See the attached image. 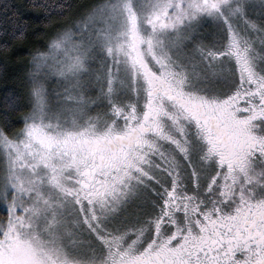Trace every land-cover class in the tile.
Instances as JSON below:
<instances>
[{"label": "rangeland", "instance_id": "rangeland-1", "mask_svg": "<svg viewBox=\"0 0 264 264\" xmlns=\"http://www.w3.org/2000/svg\"><path fill=\"white\" fill-rule=\"evenodd\" d=\"M38 66L24 128L0 136V192H12L0 195V264L213 255L206 226L179 227L181 212L198 210L196 190L180 180L181 111L159 110L151 91L165 81L173 96L221 112L216 97L261 94L264 0H109L57 37ZM146 125L154 132L144 147L104 153L105 139H130ZM209 185L202 190L221 198L260 186Z\"/></svg>", "mask_w": 264, "mask_h": 264}, {"label": "flooded vegetation", "instance_id": "flooded-vegetation-1", "mask_svg": "<svg viewBox=\"0 0 264 264\" xmlns=\"http://www.w3.org/2000/svg\"><path fill=\"white\" fill-rule=\"evenodd\" d=\"M151 95L159 110L164 106H177L181 111L180 121L187 148L180 163V180L183 190H196L195 194L189 195L197 201L198 210L190 215L181 212L179 227L198 233L201 225L206 226L215 245L213 255L197 253L176 264H264V196L249 192L228 193L226 198H221L215 191L205 193L202 190L204 185L220 183L264 185V164L254 151L264 147V135L253 133L256 124L251 119L264 105V87L261 94L243 96L235 102L228 101L227 96L216 97L220 104L227 106V112L216 107L210 110L173 96L165 81L154 87ZM258 99L260 103H257ZM153 132L152 127L146 125L130 139H105L102 149L109 158L123 153L130 155V152L144 147V139ZM189 162L196 171L195 183ZM214 174L218 175L215 181L212 180ZM134 264L174 263L165 255L149 252Z\"/></svg>", "mask_w": 264, "mask_h": 264}, {"label": "trees", "instance_id": "trees-1", "mask_svg": "<svg viewBox=\"0 0 264 264\" xmlns=\"http://www.w3.org/2000/svg\"><path fill=\"white\" fill-rule=\"evenodd\" d=\"M107 1L109 0H46L47 7L51 10L48 20L37 19L40 10L32 9L30 11L32 26L29 32L41 28L44 31L37 36L29 35L13 42V55L8 59L7 66L0 68V98L3 97L6 86L13 83H16L17 87L21 86V81H15V78L22 75L28 61L33 59L39 65V58L48 54L57 37L65 32H72L77 24L84 22L91 13ZM11 2L27 4L28 0H11ZM61 4L70 5V7L61 9L59 7ZM0 27H9L2 17H0ZM38 69L39 66L34 69L36 77ZM32 107L33 101L31 106L22 101L15 110L0 112V136L13 137L22 131L32 113Z\"/></svg>", "mask_w": 264, "mask_h": 264}, {"label": "snow or ice", "instance_id": "snow-or-ice-1", "mask_svg": "<svg viewBox=\"0 0 264 264\" xmlns=\"http://www.w3.org/2000/svg\"><path fill=\"white\" fill-rule=\"evenodd\" d=\"M61 9L65 7H70V5L61 4L59 6ZM32 9L40 10V14L37 16V19L48 20L51 16V10L47 7L46 0H28L27 4H20L11 2V0H0V17L9 25V27L4 28L0 27V68L7 66L8 59L13 55V42L16 40L24 39L26 36H37L38 33H43L44 29H38L33 32H29V29L32 26V21L30 19V11ZM38 65L36 61L31 59L27 62V67L24 69L22 75H18L15 78L16 80L21 81V86L17 87L16 83L8 85L4 89L3 97L0 98V112L3 111H13L18 106L21 105L22 101L26 102L29 106L33 101V97H38L40 88L36 81V69ZM105 85L111 90V78L107 77L105 79ZM6 102V103H5ZM257 103H260V100H257ZM248 111L247 109L245 110ZM251 119L255 122L256 127L253 129V133L260 132L261 135H264V105L261 106L259 113L253 114ZM183 151V149H181ZM255 155L259 158L260 163L264 164V147H259L258 150H254ZM189 166L192 167L191 162ZM137 169L141 172H144L142 168L137 166ZM144 175L148 176L149 174L144 172ZM193 182L195 183L196 171L192 167ZM129 180L132 178L131 173H127ZM136 179H139L136 177ZM218 179V175L214 174L212 180L215 181ZM123 183V180H121ZM211 187V185H209ZM131 187H127L125 195L127 192L131 191ZM117 191H120L117 189ZM252 191V189H249ZM256 192L260 196H264V185H260ZM0 195L11 196V190H5L0 192ZM4 233L0 230V236Z\"/></svg>", "mask_w": 264, "mask_h": 264}]
</instances>
